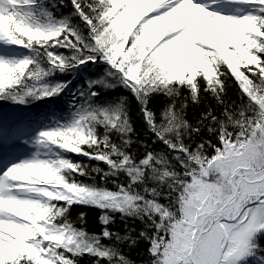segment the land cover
<instances>
[{"label":"snow or ice","instance_id":"obj_1","mask_svg":"<svg viewBox=\"0 0 264 264\" xmlns=\"http://www.w3.org/2000/svg\"><path fill=\"white\" fill-rule=\"evenodd\" d=\"M0 105V264H264V0H0Z\"/></svg>","mask_w":264,"mask_h":264},{"label":"trees","instance_id":"obj_2","mask_svg":"<svg viewBox=\"0 0 264 264\" xmlns=\"http://www.w3.org/2000/svg\"><path fill=\"white\" fill-rule=\"evenodd\" d=\"M101 74V70L99 68H94L92 65H89L87 68L83 69V73L77 77V79L74 81L76 82H82L85 78V76H88L90 78H97L98 75ZM122 90L117 88L115 90L109 91L107 94L109 96H114L117 93H120ZM182 97L187 96V93L184 92L181 94ZM225 101L231 102L233 100L237 99V89L235 85L232 83L231 80L228 81V87H227V93L224 97ZM165 98L164 97H156L152 101V107L154 108H159L162 106L163 103H165ZM177 104L179 105V101H177ZM3 107H10L8 105H0V108ZM44 107L43 105H38L35 107L34 110H39V108ZM60 108H63L64 105L61 103L59 105ZM133 109H135V104L133 102L132 104ZM211 107L214 111L219 112L220 107L217 105L216 101L208 94H205L203 91H201L200 94V101L199 103H194L192 102L191 99L187 100V107L185 109L186 112V119L193 125L197 124V121L200 118V115L202 112L205 111L206 108ZM12 108V107H10ZM135 126L137 129V133L140 136H144V128L142 125V122H140L138 119L135 122ZM146 138V137H145ZM133 140H136V136H133ZM156 150H160L162 146L156 145L154 146ZM143 148L140 146L139 143H136L133 145V151H142ZM74 160H78L81 163L87 164L90 167L92 166H98L101 167L105 170L106 166L102 163L96 162V161H90L87 158H84L82 156H73L72 157ZM84 179V178H81ZM86 182H91L90 180H86ZM97 182L99 183V178L97 177ZM108 187L111 188V183L107 185ZM80 212H85L87 213L86 217V223L84 225L86 231L89 233H97L100 231L101 225L98 222V216H99V211L95 208H85V207H79V206H74L73 209L71 210L70 213V219L73 221L74 224L79 226V220H78V214ZM131 227H134L136 230H139L140 224L139 222L133 223L132 221L128 222ZM113 230L120 232L122 235H125V228L124 225L120 222V218L117 216L116 217V223L110 226ZM132 235L134 236L135 233L133 232ZM105 243H109L108 241H105ZM124 252L130 256V258L135 262V264H141V261L145 259V252L144 249L146 245L143 242H140L137 246L133 248H129L126 244L122 245ZM79 264H90V258L88 256H84L82 258H79Z\"/></svg>","mask_w":264,"mask_h":264},{"label":"rangeland","instance_id":"obj_3","mask_svg":"<svg viewBox=\"0 0 264 264\" xmlns=\"http://www.w3.org/2000/svg\"><path fill=\"white\" fill-rule=\"evenodd\" d=\"M19 113H17L16 111L10 110L8 109V114H7V118L6 119H10L12 117H14L15 115H18Z\"/></svg>","mask_w":264,"mask_h":264}]
</instances>
